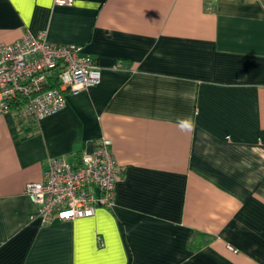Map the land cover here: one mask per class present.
<instances>
[{
	"label": "crops",
	"instance_id": "0c3cea01",
	"mask_svg": "<svg viewBox=\"0 0 264 264\" xmlns=\"http://www.w3.org/2000/svg\"><path fill=\"white\" fill-rule=\"evenodd\" d=\"M26 31L100 81L36 122L0 113V264H264V0H0V41ZM100 137L114 204L31 219L46 159Z\"/></svg>",
	"mask_w": 264,
	"mask_h": 264
},
{
	"label": "built area",
	"instance_id": "2783aa9c",
	"mask_svg": "<svg viewBox=\"0 0 264 264\" xmlns=\"http://www.w3.org/2000/svg\"><path fill=\"white\" fill-rule=\"evenodd\" d=\"M53 3L66 5L71 0ZM79 50L75 44L49 41L44 32L26 31L14 41H0V113H11L18 123L36 122L61 109L66 93L97 84L100 66ZM123 170L107 137L96 139L93 149L82 152L74 162L48 157L43 178L28 181L24 187L35 204L30 218L46 224L91 216L97 206L111 207ZM97 240L101 242L100 237Z\"/></svg>",
	"mask_w": 264,
	"mask_h": 264
},
{
	"label": "clouds",
	"instance_id": "9594fccd",
	"mask_svg": "<svg viewBox=\"0 0 264 264\" xmlns=\"http://www.w3.org/2000/svg\"><path fill=\"white\" fill-rule=\"evenodd\" d=\"M179 126L181 127V129H191L192 124L189 120H181L179 121Z\"/></svg>",
	"mask_w": 264,
	"mask_h": 264
},
{
	"label": "trees",
	"instance_id": "16d2710c",
	"mask_svg": "<svg viewBox=\"0 0 264 264\" xmlns=\"http://www.w3.org/2000/svg\"><path fill=\"white\" fill-rule=\"evenodd\" d=\"M18 122V121H17Z\"/></svg>",
	"mask_w": 264,
	"mask_h": 264
}]
</instances>
